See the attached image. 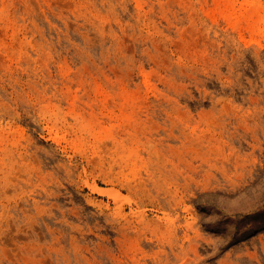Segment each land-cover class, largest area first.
Instances as JSON below:
<instances>
[{
  "label": "rangeland",
  "instance_id": "obj_1",
  "mask_svg": "<svg viewBox=\"0 0 264 264\" xmlns=\"http://www.w3.org/2000/svg\"><path fill=\"white\" fill-rule=\"evenodd\" d=\"M0 264H264V0H0Z\"/></svg>",
  "mask_w": 264,
  "mask_h": 264
},
{
  "label": "bare ground",
  "instance_id": "obj_2",
  "mask_svg": "<svg viewBox=\"0 0 264 264\" xmlns=\"http://www.w3.org/2000/svg\"><path fill=\"white\" fill-rule=\"evenodd\" d=\"M92 187H93L94 190L100 191V193H101V192H102V193H105V192H106V190L100 188V187H99L97 184H95V183H93Z\"/></svg>",
  "mask_w": 264,
  "mask_h": 264
}]
</instances>
